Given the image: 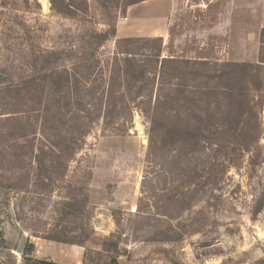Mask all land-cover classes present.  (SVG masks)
Masks as SVG:
<instances>
[{"label":"rangeland","instance_id":"obj_1","mask_svg":"<svg viewBox=\"0 0 264 264\" xmlns=\"http://www.w3.org/2000/svg\"><path fill=\"white\" fill-rule=\"evenodd\" d=\"M145 1L0 0V264L66 263L81 242L83 264H264V91L239 97L238 71L221 67L264 61V3L241 0L220 62L154 74L157 41L117 45ZM184 15L166 58L215 57L216 37L198 52ZM60 104L79 111L70 142ZM46 144L56 155L35 159Z\"/></svg>","mask_w":264,"mask_h":264},{"label":"crops","instance_id":"obj_2","mask_svg":"<svg viewBox=\"0 0 264 264\" xmlns=\"http://www.w3.org/2000/svg\"><path fill=\"white\" fill-rule=\"evenodd\" d=\"M157 1H145L143 5H138L136 10L131 9V11H128L126 18L132 17L137 23L135 27L128 26L127 29H125L126 32L124 35L122 34L123 38H158L161 40V58H166L167 53H165V47L169 43L170 39L169 26H172L175 19L181 18L185 14L184 16L186 17L189 25L200 28L197 31L193 30L194 32L192 33L194 36L193 42L196 44V50L198 52L205 49L203 45V37L207 34V32L208 34L209 32H212L216 37L215 40L217 41V46L212 49L215 57H196L193 55L192 59L203 61L214 60L220 62V59L225 58V48H220L219 43H225L227 35L232 36L234 34L235 26L238 23L237 19L241 16V13L238 10L241 9V6L239 5V3L241 4V0ZM262 3H264V0H262ZM224 9L229 11L228 18L224 13ZM135 12H137L136 17L134 16ZM198 14H200V16H198ZM210 16L213 17L212 22L215 25L208 31L205 26L207 23L209 24V21L211 20ZM169 58H172V56L169 55ZM255 62H257V60ZM95 230L96 229L94 228V231ZM33 246H35V250L37 245L34 243ZM72 248L70 249V247H67L66 249H62V251L69 255L72 254L77 256V259L67 260L66 263L64 262L62 264H83L85 246L81 245ZM37 252L38 251L36 250L35 253Z\"/></svg>","mask_w":264,"mask_h":264},{"label":"trees","instance_id":"obj_3","mask_svg":"<svg viewBox=\"0 0 264 264\" xmlns=\"http://www.w3.org/2000/svg\"><path fill=\"white\" fill-rule=\"evenodd\" d=\"M262 33V31H261ZM149 38H132V39H129V38H125V39H119L118 42H117V45L119 43H128V44H133V43H138V42H149ZM151 40L153 41H157L158 44H159V49L157 50L156 54L153 55L154 57V74L156 73L157 71V67L159 69V71H163V68L165 66H168V65H176V66H179V65H187V64H192V65H199L201 68H204L207 64V61H193V62H185V61H182V60H179V59H167V58H161L160 57V53H161V40L158 39V38H151ZM116 45V46H117ZM264 46V43L261 44V47ZM114 56L116 57H119L121 58L119 60V62L121 63L122 62V67L121 69H119V72L122 74V75H126V74H129L130 76L131 75H137L138 77H140L141 74H143L141 71H140V68H142V64L141 62H138L135 60V58L133 57V55L131 53H128V52H117L114 54ZM221 65V64H220ZM221 67L223 68H227V69H230V70H237V74L235 73L236 78H235V83L236 86L238 87V89H241L240 92H243V94L239 95V93L237 94L239 97H252L253 95L256 96L257 94H259V91H264V85L261 86L262 83H260V78H259V75H260V72L262 70V68H264V61H262L261 59L258 60L256 63H236V62H230V61H226L224 63H222ZM64 78L66 79L65 81L67 82V87L65 88L66 90V96L68 97L67 99H72L71 97H74L73 94H71V90H70V85H69V79H72V77H69L70 74H68L67 71H64ZM225 74V73H224ZM155 76V75H154ZM137 77V79H138ZM141 78V77H140ZM136 79V80H137ZM137 82V81H136ZM202 89L204 87H201ZM68 89V90H67ZM225 90V89H223ZM69 91V92H68ZM71 92V93H70ZM139 92H141V88L138 87V94ZM228 94L231 95L230 93V89H228ZM262 94H264V92H262ZM262 94L260 96L261 98V101L259 103V105H264V101H262ZM260 95V94H259ZM140 97V95H139ZM74 99V98H73ZM160 99V97H155V102L154 104L155 105H159L161 102L158 101ZM154 107H158V106H155ZM58 107H60V111H61V115H62V118H63V121H66L68 120V122L71 121V123L73 124V126H69V124L67 123L68 126H63V132H64V138L70 142L71 140V135H68V131H70L71 129L73 130H76L79 129V126H75L74 122L76 121L77 117L79 116V111L75 108V107H71V106H62L61 104L58 105ZM61 107L65 108L64 110L61 109ZM58 113V112H57ZM156 114V108H155V112ZM59 114V113H58ZM153 121H156V119H153ZM157 123H154L153 122V125H156ZM65 128V129H64ZM173 128V127H172ZM182 127L180 126H176L173 128V130H178V131H175L176 132V136L178 137L177 139L181 142H185L187 141L190 136V132L188 130H185L184 128L182 130H179L181 129ZM174 131H170V132H174ZM193 138H195V136H192ZM257 137V136H256ZM255 137V138H256ZM76 139L73 138V143L72 145L74 146L75 145V141ZM68 147V145H65V148ZM54 149V145H44V146H40L39 149H34L33 150V154H34V158L37 159V153H38V150L40 152H43L45 150L46 153H49V154H55L56 155V152L53 153L52 149ZM63 150H65L63 148ZM67 153V152H66ZM77 150L75 149L72 153L70 152V156L72 155V158L70 159V161L67 162L70 163L72 162V159H73V156L76 155ZM49 162V161H48ZM65 163V162H64ZM67 166V165H66ZM262 200H264V194H261L260 197L258 198V209H260L261 207V203H262ZM84 242H81L79 245H83ZM29 248L31 249L32 246L29 245ZM36 264H55V263H51V262H47V261H36Z\"/></svg>","mask_w":264,"mask_h":264},{"label":"built area","instance_id":"obj_4","mask_svg":"<svg viewBox=\"0 0 264 264\" xmlns=\"http://www.w3.org/2000/svg\"><path fill=\"white\" fill-rule=\"evenodd\" d=\"M130 211H131V212H134V211H135V209H134L133 207H131Z\"/></svg>","mask_w":264,"mask_h":264}]
</instances>
